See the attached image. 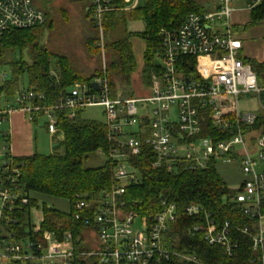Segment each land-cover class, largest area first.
<instances>
[{
    "label": "built area",
    "instance_id": "obj_1",
    "mask_svg": "<svg viewBox=\"0 0 264 264\" xmlns=\"http://www.w3.org/2000/svg\"><path fill=\"white\" fill-rule=\"evenodd\" d=\"M140 0H88L89 19L97 34V46L104 54V18L111 12L138 8ZM264 7V0H209L205 12L188 15L179 27L159 31L160 48L151 82L144 86L150 95L141 98L112 97L106 76L90 82H77L62 103L52 107L35 105L45 96L29 88H18L11 103L0 97V127L16 111L29 121L32 113L45 111L48 131L57 133L58 109L69 110L70 117L86 108L101 107L108 140L112 145L105 155L114 165L111 189L95 196L78 195L71 206L75 220L84 230L76 235L43 231L44 215L33 235L16 240L2 228L5 212L23 209L29 197L18 184L19 168L11 153L10 140L0 147V264H163L179 259V264H204L196 254L170 248L168 233L176 223L177 209L165 198L159 209L141 214L130 198L143 173L137 162L147 161L151 171L165 170L172 175L206 169L209 164H240L243 176L234 203L247 218L243 226L216 222L199 204L185 212L197 219L190 230L202 233L211 246H218L231 257L239 247L237 235L251 241L257 264H264V132L254 128L264 116V86L259 83L242 49L244 38L234 23L238 11ZM46 13L33 0H0V45L10 30L44 26ZM0 85L7 75L0 77ZM188 81V82H187ZM93 84H97L94 88ZM257 97L261 110L242 112L241 98ZM208 124V125H207ZM208 126V132H205ZM207 130V129H206ZM0 134L10 139V131ZM37 214L35 207L30 215ZM140 227H136V221ZM33 225V224H32ZM91 245V246H90Z\"/></svg>",
    "mask_w": 264,
    "mask_h": 264
},
{
    "label": "trees",
    "instance_id": "obj_2",
    "mask_svg": "<svg viewBox=\"0 0 264 264\" xmlns=\"http://www.w3.org/2000/svg\"><path fill=\"white\" fill-rule=\"evenodd\" d=\"M123 7V0H115ZM89 3V2H88ZM144 8H136L127 12H111L104 18L105 38L109 32H118L124 28L122 38L107 43L104 52L107 57L106 76L111 87L112 97H117L118 89L125 90L131 85L132 75L137 70L136 59L130 39L140 37L145 42L144 66L142 80L145 85L151 82V75L157 67L155 55L160 48L159 31L164 27H179L185 18L193 13H202L206 7L194 0H145ZM44 26L26 30L7 31L0 45V65H6L11 70V77L0 85V97H14L20 88L21 78H28V88L45 96L43 101H36L41 107L57 106L64 101L77 82H90L102 75V62L99 69L91 76H82L81 70L72 57L50 52L42 43V29L49 23V14ZM89 15V14H88ZM89 18V16H88ZM141 21L145 30L142 33H130L126 29L127 21ZM264 20V7L252 13L251 25ZM91 25L94 27L92 22ZM97 33V32H96ZM98 34L88 36L84 41L85 49L92 57L101 55L102 50L97 46ZM18 53L19 58L16 59ZM257 74L259 83L264 86V62L247 60ZM69 110L58 109L57 133L54 135L52 153L45 155L35 153L32 156L15 158L19 168L18 184L30 204L23 209L5 212L2 228L16 240L25 237L32 238L33 225L30 209L37 203L30 196L31 192L48 195L55 198L67 199L71 206L78 195L95 196L111 189L114 165L105 162L103 167L86 168L84 160L88 156L102 151L105 155L112 148L108 140L107 128L103 122L91 121L82 117V111H77L75 117H70ZM45 111L32 113V123L45 117ZM258 120L254 128L264 132V116ZM208 125V124H207ZM48 128V124L46 123ZM207 129V130H206ZM1 132V130H0ZM208 126H205V132ZM61 136L62 140L57 141ZM0 134V147L7 143ZM143 173L139 185L131 187L130 198L138 200L135 209L141 214H148L159 209V203L165 198L176 206V223L171 225L168 233L170 248L196 254L204 264H257L253 260L251 241L244 235L238 234L239 247L231 257L224 255L218 246L207 243L202 233H192L190 230L197 221L189 217L185 209L190 204H199L206 209L217 223L225 222L243 226L247 218L240 209L230 202L232 190L217 174L213 164L206 169L184 171L172 175L165 170L151 171L147 161L136 163ZM2 174L0 172V182ZM43 231L63 233L71 230L79 235L84 230L80 221L75 220L74 212L62 213L55 209L43 207ZM179 259L163 264H179Z\"/></svg>",
    "mask_w": 264,
    "mask_h": 264
},
{
    "label": "rangeland",
    "instance_id": "obj_3",
    "mask_svg": "<svg viewBox=\"0 0 264 264\" xmlns=\"http://www.w3.org/2000/svg\"><path fill=\"white\" fill-rule=\"evenodd\" d=\"M197 3L209 7V0H194ZM35 7L47 12L49 14V23L42 29L41 41L50 52L55 54H61L72 57L76 65L83 70L80 74L84 77L94 73L97 68L99 69L100 61L107 62V57L101 52L98 57H92L85 49L84 41L88 36L97 35V31L91 25L88 20V0H33ZM136 3V0H132V5ZM146 6L145 0H140L138 8H144ZM251 13L249 11H238L234 14L233 21L240 28L242 25L239 21H245L250 18ZM144 23L141 21H127L126 29L130 30H142ZM255 26V27H253ZM248 37L245 42V48L248 46L250 50L260 53V60L264 59V20L256 25H248L245 32L241 33ZM124 35V28L113 33L112 31L106 34L107 43L122 38ZM244 37V36H243ZM134 51L137 64V70L133 74L131 85L125 89L120 90L118 93L123 97L141 98L150 95V91L143 85L140 80L141 67L143 66V51L145 48V42L140 38H134ZM248 44V45H247ZM16 59L19 58L18 53ZM7 75V80L11 77V70L6 65H0V77ZM1 81V80H0ZM21 88H28V78L25 76L20 81ZM9 101L12 103L13 99ZM259 100L257 97L241 98L240 110L242 112L257 113L261 110L259 106ZM82 117L91 120L104 122V112L101 107L86 108L82 111ZM32 123V121H31ZM47 119L45 117L39 118L38 123H32V127L35 134V143L37 144V151L39 154L50 155L52 153L53 142L55 136L49 134L46 127ZM1 131H7L6 126L0 127ZM62 140L59 136L57 141ZM107 162L105 155L100 153H94L84 160V166L86 168H98L103 167ZM217 174L223 179L230 190H236L243 179L241 173L240 164H222L218 163L216 166ZM30 196L36 201L37 207H35L37 214H32L31 222L33 226H38L42 219L43 207L55 209L62 213H68L71 211V203L67 199L55 198L48 195L31 192ZM136 227H140V221H136ZM91 246V245H90Z\"/></svg>",
    "mask_w": 264,
    "mask_h": 264
},
{
    "label": "crops",
    "instance_id": "obj_4",
    "mask_svg": "<svg viewBox=\"0 0 264 264\" xmlns=\"http://www.w3.org/2000/svg\"><path fill=\"white\" fill-rule=\"evenodd\" d=\"M88 20L90 21V19H88ZM251 21H252V17H251ZM251 21H250V18L245 20V21H239V23L242 25V27H240L241 33L245 32L248 25H251ZM253 27H255V26H253ZM144 30H145V27H143L142 30H130L129 32L130 33H142ZM242 36H244L243 37L244 41L248 38L246 36V34L242 35ZM134 38H140V37H132L130 39V42L132 44L133 53L135 56L134 41H133ZM145 48H146V45H145ZM145 48H144L143 53L145 52ZM242 53L249 60L256 61L257 63H263L264 62V59L260 60V58H259L260 53L259 52L253 53L250 50L249 46L247 49L245 48V42H244V46L242 49ZM143 59H144V54H143ZM143 66H144V63H143ZM142 67H141V72H140L139 78L143 82V80H142V69L143 68ZM92 74L90 71V73L88 74V77L91 76ZM133 77L134 76L132 75V78ZM143 85H144V83H143ZM5 126H6V130L10 131V133H11L9 140H10L11 153H12L13 157H15V158L28 157V156L34 155L35 153H38L37 144L35 143L36 132L34 131V129L32 127L33 126L32 123L29 121L27 115L24 112H22V111L14 112L11 116L10 122L8 124H6ZM47 131H48V129H47ZM49 134H51V133L49 132Z\"/></svg>",
    "mask_w": 264,
    "mask_h": 264
},
{
    "label": "water",
    "instance_id": "obj_5",
    "mask_svg": "<svg viewBox=\"0 0 264 264\" xmlns=\"http://www.w3.org/2000/svg\"><path fill=\"white\" fill-rule=\"evenodd\" d=\"M188 82V81H187ZM94 88H97V84H93Z\"/></svg>",
    "mask_w": 264,
    "mask_h": 264
}]
</instances>
